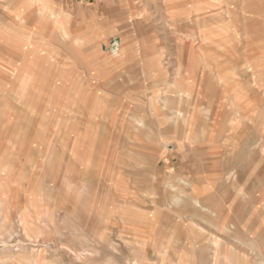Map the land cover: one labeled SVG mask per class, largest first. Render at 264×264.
I'll return each mask as SVG.
<instances>
[{"label":"rangeland","instance_id":"374dc122","mask_svg":"<svg viewBox=\"0 0 264 264\" xmlns=\"http://www.w3.org/2000/svg\"><path fill=\"white\" fill-rule=\"evenodd\" d=\"M91 1L73 2L84 6L83 15L65 6L48 14L55 18L42 17V23L37 22L44 13L28 14L25 30L12 27L11 68L22 69L23 75L11 76V105L5 109L0 87V161L8 169L2 173H14V182L25 165L36 161L40 167L33 168L35 175L43 177L37 184H64L69 175L76 188L81 184L86 192L105 202L114 203L120 195L127 197L136 190L139 207L145 208L147 199L163 194L168 147L183 148L185 141L193 147L195 142L184 137L197 125L204 138L210 137V141L204 140L203 148L212 147L216 154L210 158V180L233 184L239 171L241 178L253 182L245 163L250 161L253 170L261 172L258 200L264 202V162L259 161V168L254 166L255 160L264 159V27L253 23L249 27L243 17V0H187V17L182 19L177 18L181 7L176 5L171 14L163 13L161 0H105V4L103 0L105 9L90 12L96 20L90 27L83 19L89 20ZM18 33L35 46L34 50L23 47V58L18 54ZM115 36L122 38V45L118 38L111 41ZM115 48L127 57L124 66L115 61L119 55L113 52ZM7 53L0 47V55ZM138 58L143 59L142 65H131ZM132 66L140 69L138 83V78L127 77ZM122 68L121 77L117 74ZM184 99L186 105L179 106ZM180 125L184 128L181 140L169 139V128L178 132ZM131 149L144 155L130 156ZM221 149L235 154V158H228L233 161L234 172L223 179L217 173ZM51 152L58 158L55 177L50 171ZM248 152L255 156L248 160ZM177 157L171 159H181ZM186 159L194 168L193 158ZM148 164L154 175L138 172ZM191 173L187 171V175ZM133 176L134 185L130 181ZM170 184V194L180 196L173 179ZM182 184L192 183L188 179ZM181 197L187 209L194 211L193 197L186 192ZM179 204L173 201L171 206L177 209ZM155 213L156 224H161V209ZM194 232L191 227L187 241L193 239ZM165 234L156 229L152 234L158 249L151 264H177L178 248L186 254L183 264H196L193 245H186V236L179 228H173L170 237ZM137 239L141 258L146 241L152 238L139 233ZM164 244L165 254L158 252ZM121 247L129 249L131 245L117 246ZM17 251L8 258L7 254L0 257V264L22 260L24 264L36 263L37 252Z\"/></svg>","mask_w":264,"mask_h":264},{"label":"crops","instance_id":"0c3cea01","mask_svg":"<svg viewBox=\"0 0 264 264\" xmlns=\"http://www.w3.org/2000/svg\"><path fill=\"white\" fill-rule=\"evenodd\" d=\"M74 1L0 0V47L9 52L0 55V77L3 81V85L1 84L0 87L3 91L4 109L11 105L9 88L11 76L20 77L23 75L22 69L16 71L11 68L10 40L12 27L25 30L28 14L44 13L37 22L42 23L43 18L54 17L53 11L55 9L60 11L65 6H72V11L83 15L84 6L74 4ZM102 1L94 0L88 4L91 10H87V15H91L89 20L83 19V21H88L87 25L90 27L91 21H96L92 13L105 9V6H103L105 0L103 3ZM161 1L163 13L171 14L176 5L179 8L181 7L177 18L182 19L186 16L187 0ZM80 2H84V0H80ZM242 12L249 27H251V23L255 27H264V0H243ZM50 13H53L52 17L51 15L49 17L48 14ZM46 14L47 16H45ZM18 35V54L23 58L26 53L21 52L22 48L27 45V47H32V50H34L33 47L35 46L32 41L26 42V37L20 33ZM115 38L117 39L118 36L112 38L111 41ZM118 42L119 45H122V38H118ZM116 49L113 52H115V55L118 52L120 56L117 55L115 61L124 66L127 57L120 48L117 51ZM142 61L143 59L140 60L139 58L138 62L132 60L131 65L140 63L142 65ZM130 69L127 72V77H131L134 81L138 78L137 83L141 81V78H139L141 77L140 69L135 70L133 66ZM123 74L122 68L117 75L122 77ZM181 103L186 105V100L180 101L178 105L181 106ZM191 107H194V105H191ZM32 114L37 117V111L32 112ZM50 124H53V120ZM193 127V131L187 130L184 137L185 140L195 142L193 147H188L185 140L183 148L168 147V152L165 155L168 157V164L162 174L163 194L162 196H154L152 200L147 199L148 206L145 208L139 207V197L135 195L136 190L131 191V194L127 197L120 195L118 201L114 203L105 202L102 197L97 198L91 192H86L85 187L81 184V188L80 186L76 188L75 184L69 181V175H67L64 184H37L39 180L42 181L43 177L42 174L38 177L35 175L36 172L33 168L38 170L40 167L36 161H33V164L28 163L25 165L22 172H19L20 175L12 182L14 173L11 174L10 171L5 176L2 172L8 171V169L1 160L0 243L4 246H0V257L5 258L7 254L8 258L11 252L17 251L13 247L19 245L17 251L19 254H23V252L25 254L38 253L35 264H54L55 262L57 264H90L92 261H98L100 264H140V262L151 264L156 260L155 254L158 249L155 248V235H152L155 233V229L166 233L165 237L167 238V235L168 237L171 236L173 228H179L182 235L186 236V245H193V260L196 264H264V202L258 200L261 193L259 186L261 184H258L261 172L259 170L254 171L253 166H250V161L245 160L247 175L255 179L253 182L251 178L248 182L245 181V178H241L239 171H237V178L233 184L223 180H219L218 184L213 180L211 181L210 169L213 164L210 158L216 154H214L215 151L212 150V147L203 148L204 140L208 142L210 137L204 138L202 129L197 125H193ZM183 129L180 125L178 132H175L170 127V138H168L181 140L184 134ZM191 134H194V136ZM129 155L143 156L144 154L131 149ZM4 156L8 155L2 154V157ZM177 156H180L181 159H171ZM188 156L193 158L194 168L192 165H188L186 159ZM218 156L222 159L218 163L217 173L220 176L219 178L223 179L228 172H234L233 161H228V158H235V154L233 155V152L229 150L221 149ZM253 156L255 155L251 152L246 154L248 160ZM262 156L264 157L263 154ZM0 159L3 158L0 157ZM57 159V155L54 156V153L51 152L49 158L50 171L54 177ZM256 159L258 160V156ZM259 161L264 162V159L255 160L254 166L257 168L261 167L258 164ZM147 162H150V160ZM230 163L231 166H229ZM204 166H207L205 170ZM188 170L193 171V173L187 175ZM129 172L131 170L124 173ZM134 172L136 173V170ZM138 172H149L154 175L150 164L147 165L145 170ZM172 179L175 182L173 187L180 190V196L178 197L170 194ZM188 179L192 184H182L184 180L187 182ZM130 181L134 185V176ZM134 187L132 186V189ZM120 190V194H123L122 186ZM183 191L193 197L191 201L196 204L194 211L188 210L186 202L182 200L181 194L184 193ZM173 201L175 203L180 201L177 209L172 208ZM156 205H158V208H156ZM160 209L163 214L162 223L156 224L158 219L155 218V212ZM13 215L14 217H12ZM191 227L195 231V235H192L193 239L187 241V237L191 235ZM139 233L152 238V240L145 243L146 248L142 252L144 255H141L143 258L139 256L138 243L140 241L137 239ZM12 242L16 243L10 246ZM126 243L131 245L129 249L117 248V246H123ZM166 248V244H164L158 252L165 254ZM176 252L179 255L175 262L177 264L186 263V254L182 252L181 248H178ZM169 254L171 255V248H169ZM21 257L23 256L21 255ZM25 258V261H27V257ZM4 264L10 263L5 262ZM18 264H24L23 260Z\"/></svg>","mask_w":264,"mask_h":264},{"label":"bare ground","instance_id":"6f19581e","mask_svg":"<svg viewBox=\"0 0 264 264\" xmlns=\"http://www.w3.org/2000/svg\"><path fill=\"white\" fill-rule=\"evenodd\" d=\"M162 2V1H161ZM154 3V2H153ZM57 16V15H56ZM187 17V16H186ZM205 18V17H204ZM56 21V20H55ZM205 25V24H204ZM200 26V25H199ZM261 56V55H260ZM255 60H256V58H255ZM249 64V63H248ZM260 87V86H259ZM251 94V93H250ZM251 135V134H250ZM64 164V163H63ZM64 179V178H63ZM1 181V180H0ZM62 182H63V180H62ZM55 205V204H54ZM4 208V207H3ZM51 227V226H50ZM48 237V236H47ZM74 237V236H73ZM75 239V238H74ZM78 240V239H77ZM74 242V241H73ZM80 248V247H79ZM89 252V251H88ZM140 253V252H139ZM141 255V254H140ZM141 258H143V257H141Z\"/></svg>","mask_w":264,"mask_h":264}]
</instances>
